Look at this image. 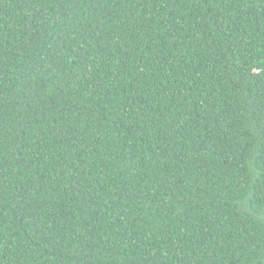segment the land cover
<instances>
[{"label":"trees","instance_id":"obj_1","mask_svg":"<svg viewBox=\"0 0 264 264\" xmlns=\"http://www.w3.org/2000/svg\"><path fill=\"white\" fill-rule=\"evenodd\" d=\"M0 264H264V0H0Z\"/></svg>","mask_w":264,"mask_h":264}]
</instances>
